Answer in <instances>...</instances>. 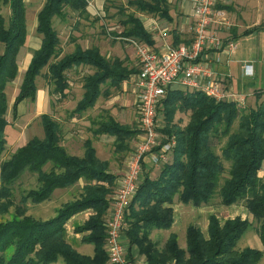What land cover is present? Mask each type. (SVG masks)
<instances>
[{
    "label": "trees",
    "instance_id": "16d2710c",
    "mask_svg": "<svg viewBox=\"0 0 264 264\" xmlns=\"http://www.w3.org/2000/svg\"><path fill=\"white\" fill-rule=\"evenodd\" d=\"M85 0H46L37 14L36 32L41 46L33 51L17 94L12 103L36 98V77L47 66L53 92L65 96L67 72L74 67L89 66L92 72L82 77L83 93L69 116L80 115L92 108L96 100L109 97L131 73L125 59L107 58L98 48L75 50L58 58L60 38L53 27L54 16H64L70 9L87 16ZM9 14L3 15L2 8ZM131 8L169 19L167 0H128L118 8L122 18V36L152 44L148 34ZM26 42V6L24 0H0V158L5 150L9 125L6 86L18 73L17 57ZM144 44V43H143ZM176 45V42H175ZM105 86L104 88L102 87ZM158 111L163 117L161 131L175 137L169 159L151 177L145 172L126 214L124 235L127 247L135 246L146 264H259L264 257V177L259 176L264 162V92L256 95V104L248 108L225 100L216 101L201 91L171 89L161 101ZM188 118L181 126L176 115ZM41 138L33 137L18 147L8 159L0 162V206L11 204L12 185L25 172L36 174L37 186L24 193L23 199L40 203L49 199L57 188H69L84 181L79 198L61 205L53 217L37 219L24 212L0 221V264H51L61 258L66 264H110L106 252L108 218L116 176L109 171L110 160L97 156L93 141L100 135L114 137L112 154L124 157L138 128L123 124L109 112L91 119L90 137L83 141V154L68 153L60 144L62 126L49 114L40 115ZM225 139L217 153L211 139ZM114 158V159H115ZM46 167V169H45ZM213 199L224 206L242 201L257 221V235L262 249L237 243L249 229L246 218L235 216L221 221L208 216L205 232L197 225L185 229V247L179 246L171 233L162 247L151 239L152 230L170 229L174 222L173 204L201 206ZM92 214L79 232L82 242L93 245L86 255L72 247L67 239L65 223L80 210ZM20 216V217H19ZM129 256L131 253L129 251Z\"/></svg>",
    "mask_w": 264,
    "mask_h": 264
},
{
    "label": "crops",
    "instance_id": "0c3cea01",
    "mask_svg": "<svg viewBox=\"0 0 264 264\" xmlns=\"http://www.w3.org/2000/svg\"><path fill=\"white\" fill-rule=\"evenodd\" d=\"M45 1L24 0L26 6V42L21 47L17 57L18 73L13 80L16 81V84L15 91L11 94L12 103L17 94L23 74L29 65L33 51L39 49L42 43L41 35L36 32V27L37 14ZM85 1L87 4V16L84 17L78 15L77 12L66 9L64 16H54L52 19L53 27L58 32L60 38L61 53L58 58L71 53L75 50L76 46L82 49L96 47L105 57L125 59L130 68L138 71L139 65L134 54V49L122 39L125 37L121 34L123 30L121 24L122 18L117 14L118 8L121 5H126L128 0ZM167 2L169 3V19L139 12L134 8L129 10V12L135 14L144 30L151 36L152 44L142 43L160 52L165 50V44L176 46L181 43H189L193 37L190 30L193 24V0H167ZM109 20L111 23L107 24ZM81 23L82 25H80ZM154 23L157 28H153ZM95 24L96 26H94ZM209 29L215 32L223 41H230L235 44V48L232 50L224 48L223 50H212L208 53L209 60L214 63L213 68L220 88L228 94L242 97L248 103L247 105L254 106L256 104V95L264 92V0H221L215 7V13ZM160 31L164 32V39L160 36ZM244 65H250L249 70L251 74L248 76L243 72ZM90 72H92V69L89 66H78L69 70L67 72L68 88L64 91L65 96H61L59 93L53 92V86L47 76L48 68L47 66L44 67L41 74L36 77L37 91L35 101L31 102L25 99L17 104L15 110L12 109L11 103L8 106L6 116L11 115V118H15L22 125H27L37 116H39L40 122L41 114L46 113L51 115L62 126V143L60 144L68 153L81 156L84 150L83 141L90 136L86 135L80 145L73 132H84V135L87 134L86 131L90 126L91 119L96 118L101 112L107 111L121 123L131 126H134L133 122L137 120L135 117V94L133 92V85L130 82V78L135 72L123 80L118 88H112L109 97L104 98L100 96L92 108L80 115H68V112L74 109L82 97V77ZM40 77L45 80V86H39L38 80ZM10 84L8 83L9 86H6L7 90L10 88ZM102 87L104 88L105 86L102 85ZM175 88L181 89L178 86H175ZM189 91L194 90L189 89ZM8 127H11L10 123ZM74 128H77V131H73ZM6 131L5 134L7 133ZM27 135L28 133L22 129L19 132L18 138L25 139ZM42 136L43 131L41 130L40 135H33L27 138L26 142L33 137L41 138ZM113 141L114 137L106 134L94 139L93 144L100 159L108 160V158H101L99 156V145L107 142L109 145L108 149H110L112 154ZM76 143L79 146H74ZM135 144L136 138L132 140L131 148L124 156V164H126L129 153L135 148ZM115 163L116 161H113V165ZM144 167L151 175L153 170L160 168V165H154L150 154H148L144 157ZM109 171L117 176V180L120 173L119 166H112L110 163ZM78 182L81 186L84 184L82 179H79ZM181 205L188 206L189 204ZM195 208L199 210L203 206ZM206 208L208 209V207ZM174 217L177 218L178 214ZM163 231L166 230L159 231L156 236ZM121 239L122 243L127 246L128 241L125 235H122ZM130 249L134 254H137L135 246H131ZM257 249H262V245L261 248L257 247Z\"/></svg>",
    "mask_w": 264,
    "mask_h": 264
},
{
    "label": "built area",
    "instance_id": "2783aa9c",
    "mask_svg": "<svg viewBox=\"0 0 264 264\" xmlns=\"http://www.w3.org/2000/svg\"><path fill=\"white\" fill-rule=\"evenodd\" d=\"M221 0H193V24L190 28L193 37L189 43L176 46L165 44L164 51H158L139 40L124 37L125 42L134 49L139 70L130 78L135 94V111L138 134L133 151L126 160V170L116 180L111 196L110 209L105 226L107 242L105 245L110 264H146L144 258L127 253V246L121 236L126 230V214L143 174L144 157L150 154L154 165H162L169 159L175 144V137L161 131L163 118L158 111L167 92L175 89L201 91L216 101L225 100L244 106L243 98L222 90L216 79L213 62L209 60L210 51L230 50L233 42L223 41L209 26L213 20L216 5ZM153 28H157L154 23ZM164 39V32L160 31ZM250 65L243 66L246 76L250 75ZM145 171V172H143Z\"/></svg>",
    "mask_w": 264,
    "mask_h": 264
},
{
    "label": "rangeland",
    "instance_id": "374dc122",
    "mask_svg": "<svg viewBox=\"0 0 264 264\" xmlns=\"http://www.w3.org/2000/svg\"><path fill=\"white\" fill-rule=\"evenodd\" d=\"M2 13L3 15L7 16L9 14L8 7L2 8ZM90 21L94 22L93 20H90ZM110 23H111L110 20L107 21V24H110ZM80 25H82V23ZM94 26H96V24ZM38 81H39V86H45V80L42 77H40ZM9 83H11L10 88L7 90V87L9 86L8 85L5 89V92L7 95L8 106H10L12 103L11 94L15 91L16 81H12ZM243 102H244V108H248L251 106V105H247L248 103H246V100H243ZM234 103L238 106L236 102ZM7 118H8L7 119L8 122L11 124V127H8L6 131L7 132L6 133L7 144H6L5 150L2 152L0 162L2 160L8 159L10 155L17 149V147L25 144L27 138L33 135H40L41 130H42L40 122H39V116H37L36 118H33V120H31L27 125H22V123L18 122L15 118H11V115L8 116ZM162 118L163 117L161 115L160 119L162 120ZM178 120H181L180 124L181 126H184L187 123L188 118L182 116L181 114L180 115L178 114L175 116V121H178ZM133 124H134V127L138 128L137 120H135ZM22 129L28 133V135L25 136V139L18 138L19 132L22 131ZM73 131H77V128H74ZM86 133L87 134L84 135V132L83 133L73 132V135H75V137L77 138V142L80 143V145L86 135L88 136L91 135L89 130H87ZM224 140H225L224 138L222 140H219L217 138L211 139V145L214 147L217 153H219L220 147L223 144ZM78 143L74 144V146L78 145ZM108 148H109V145L107 142L102 143L98 147V154L101 158H108V160L111 161L110 163L112 164V166L118 165L120 169V173L118 174V176H120L126 170V164H124V157L115 158L113 154H111L110 149ZM75 151L77 152V150ZM113 161H116L114 165H113ZM146 172H149V171H146ZM158 173H159V169H155L153 170V172H151L150 176L155 177L158 175ZM259 176L264 177V162L262 165V169L259 171ZM36 186H37L36 174L31 173L28 170H25V172L21 175V177L18 178L17 181L11 187L12 194L10 196V199L12 200V203L11 204L5 203L7 205L6 208H5V205L0 206V221H5L7 219H10L16 216L17 214H19L20 211L21 213L24 212V215H30L37 219L51 218L55 215L56 210L61 205H63L64 203L68 201H72V200L79 198L81 187H82L78 182L77 184L69 188L55 189L49 199L42 201L40 203H33L28 199L25 201L23 199L24 193H26L29 189H32L33 187H36ZM114 189H115V185H114L113 191ZM181 204L182 203L178 201H175L173 204L174 214L175 213L178 214V217L177 218L174 217V222L170 229L160 232L158 236H156L157 233L162 230H157V229L152 230L150 237L154 241L158 242L159 247L163 246L165 240L169 237L171 233H175L177 235V241H178L179 246L184 248L186 227L190 224H194V225L199 226L201 230L205 232L207 221H208V216L211 213V214H215L221 221H223L226 218H232L235 216H240L241 218L248 219L249 222L251 223V226L239 239L236 247L237 249H242L246 246H251L254 248H257V247L261 248V245H260L261 243L257 235V231H256L258 223L253 218V216L248 213L242 201L225 207L224 205L218 203L217 200L213 199L209 204L201 205L203 206V208L199 210H196L195 208L199 206H194L191 204H189L188 206H184ZM206 207H208V209ZM91 214H92V211L89 208L80 210L79 212L75 213L70 218H68V220L65 223L68 241L72 244V247L74 249L86 255L93 254V245L82 242L83 234H86V233L79 232L80 230L79 228L82 227L85 220ZM129 251L130 253H133L131 249L127 247L128 255H129ZM51 264H66V263L61 258H58ZM259 264H264V257L262 258Z\"/></svg>",
    "mask_w": 264,
    "mask_h": 264
}]
</instances>
